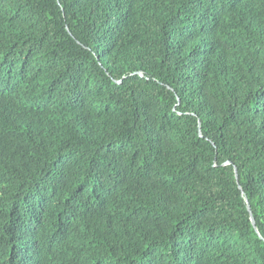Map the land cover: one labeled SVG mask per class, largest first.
Masks as SVG:
<instances>
[{
	"label": "trees",
	"instance_id": "trees-1",
	"mask_svg": "<svg viewBox=\"0 0 264 264\" xmlns=\"http://www.w3.org/2000/svg\"><path fill=\"white\" fill-rule=\"evenodd\" d=\"M0 264H264V0H0Z\"/></svg>",
	"mask_w": 264,
	"mask_h": 264
}]
</instances>
